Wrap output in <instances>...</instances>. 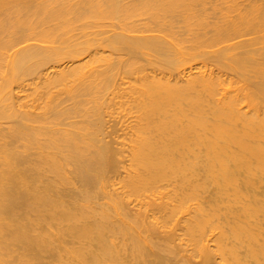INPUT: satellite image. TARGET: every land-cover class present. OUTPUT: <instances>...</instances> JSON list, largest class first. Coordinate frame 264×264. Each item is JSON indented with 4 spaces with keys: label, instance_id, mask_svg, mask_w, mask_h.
<instances>
[{
    "label": "bare ground",
    "instance_id": "obj_1",
    "mask_svg": "<svg viewBox=\"0 0 264 264\" xmlns=\"http://www.w3.org/2000/svg\"><path fill=\"white\" fill-rule=\"evenodd\" d=\"M242 1L0 0V264H264Z\"/></svg>",
    "mask_w": 264,
    "mask_h": 264
},
{
    "label": "rangeland",
    "instance_id": "obj_2",
    "mask_svg": "<svg viewBox=\"0 0 264 264\" xmlns=\"http://www.w3.org/2000/svg\"><path fill=\"white\" fill-rule=\"evenodd\" d=\"M236 2H237L238 4L244 3L242 0H236ZM261 27H262V26H261ZM263 28H264V27H263ZM263 32H264V31H263ZM247 38H248V37L243 38V39H247ZM249 38H250V37H249ZM207 66H208V65H207ZM208 67H209V66H208ZM214 68L216 69V67H213L212 65H210V69L213 70ZM215 69H214V70H215ZM215 71H216V70H215ZM224 74H228V73H224ZM230 75H231V74H230ZM230 75H229L228 77H231ZM232 78H233V76H232ZM233 80H234V79H233ZM234 81H236V80H234ZM111 124H112V122H111L109 125H111ZM119 128H120V127H119ZM120 130H121V129H120ZM120 130H119V131H120ZM121 132H122V130H121ZM118 133H119V132H118ZM119 134H121V133H119Z\"/></svg>",
    "mask_w": 264,
    "mask_h": 264
}]
</instances>
